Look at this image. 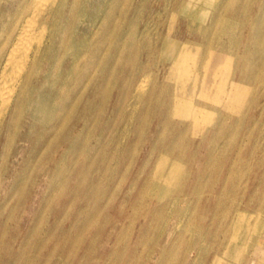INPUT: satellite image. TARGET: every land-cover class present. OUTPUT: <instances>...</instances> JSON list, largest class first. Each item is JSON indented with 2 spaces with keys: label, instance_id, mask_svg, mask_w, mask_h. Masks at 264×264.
Returning a JSON list of instances; mask_svg holds the SVG:
<instances>
[{
  "label": "rangeland",
  "instance_id": "1",
  "mask_svg": "<svg viewBox=\"0 0 264 264\" xmlns=\"http://www.w3.org/2000/svg\"><path fill=\"white\" fill-rule=\"evenodd\" d=\"M36 3L0 0V73ZM263 17L264 0H69L45 16L52 51L0 124V264H264Z\"/></svg>",
  "mask_w": 264,
  "mask_h": 264
},
{
  "label": "bare ground",
  "instance_id": "2",
  "mask_svg": "<svg viewBox=\"0 0 264 264\" xmlns=\"http://www.w3.org/2000/svg\"><path fill=\"white\" fill-rule=\"evenodd\" d=\"M69 0H37L38 3L35 11L27 17L26 21L24 22V28L23 31L18 35L16 41L14 42L13 46L10 49V52L7 56V59L3 65V68L0 73V124L2 123L3 119L10 118V120H13L16 118L17 113L19 112V105L22 104L23 96L25 91L21 90V86L24 83V80L26 77L30 78L31 75L34 74L38 62V56L41 54V51L43 48L46 50V52L52 51V44H53V35H50V24L49 19L45 18L48 15H56L58 16L62 10L66 7V4ZM121 2V0H120ZM156 2V0H155ZM175 2V1H174ZM226 2V1H225ZM31 3V2H30ZM29 3V4H30ZM27 4V3H26ZM229 4V2H228ZM227 4V5H228ZM32 5V3H31ZM226 5V6H227ZM24 6V5H23ZM29 6V5H28ZM34 6V5H33ZM145 6V5H144ZM213 6V5H212ZM187 7V6H186ZM221 7V5H220ZM245 7V6H244ZM26 8V7H25ZM30 8V6H29ZM27 8V9H29ZM146 8V7H145ZM243 9V8H242ZM23 10V9H22ZM32 10V8L30 9ZM175 10V9H174ZM27 11V10H26ZM225 11V10H224ZM21 12V11H20ZM28 12V11H27ZM199 12V11H198ZM221 12V11H220ZM245 12V11H244ZM22 13V12H21ZM77 13V12H76ZM29 14V13H28ZM27 14V15H28ZM219 14V13H218ZM223 14V13H222ZM242 14V13H240ZM26 15V16H27ZM159 15V14H158ZM243 15V14H242ZM220 17V15H218ZM19 17V16H18ZM85 17V16H84ZM191 17V16H190ZM235 17V16H234ZM237 17V16H236ZM24 18V17H23ZM264 18V17H263ZM193 19V18H192ZM220 19V18H219ZM243 19V18H242ZM264 20V19H263ZM15 21V20H14ZM217 21V20H216ZM229 21V20H228ZM223 22V21H222ZM226 22V21H225ZM232 23V22H231ZM73 24V23H72ZM216 24V23H215ZM241 24V23H240ZM21 25V24H20ZM224 25V22H223ZM39 27V33L37 36H31L30 32L34 28ZM262 26V23H261ZM54 27V26H53ZM73 27V26H72ZM229 27V26H228ZM12 28V27H11ZM226 28V27H225ZM54 29V28H53ZM52 29V30H53ZM238 29V28H237ZM264 29V28H263ZM262 29V30H263ZM12 30V29H11ZM214 30V29H213ZM184 31V30H183ZM235 31V30H234ZM52 32V31H51ZM54 32V31H53ZM32 33V34H33ZM236 33V32H235ZM262 33V32H261ZM260 33V34H261ZM97 33L95 32V35ZM234 34V33H233ZM263 34V33H262ZM70 35V34H69ZM91 35V34H90ZM94 35V36H95ZM9 36V35H8ZM236 36V35H235ZM238 36V35H237ZM263 36V35H262ZM233 37V36H232ZM69 38V37H68ZM84 38V37H83ZM240 39V38H239ZM6 41V40H5ZM235 41V38H234ZM76 43V42H75ZM92 43V42H91ZM236 43V41H235ZM94 45V44H93ZM208 45V44H207ZM206 45V46H207ZM210 45V44H209ZM258 45V44H257ZM11 46V45H10ZM234 46V44H233ZM263 46V45H262ZM88 47V46H87ZM261 47V46H260ZM264 47V46H263ZM90 48V47H89ZM86 49V48H84ZM122 50V49H121ZM87 51V50H86ZM108 51V50H106ZM121 52V51H120ZM8 53V52H7ZM83 53V52H82ZM81 53V54H82ZM84 55V54H83ZM81 56V55H80ZM86 56V55H85ZM118 56V55H117ZM189 56V50H187L186 45L181 50V53L178 56V61L174 65V69L177 68L178 65H180L185 58ZM61 57V56H60ZM128 57V56H127ZM81 58V57H80ZM83 58V57H82ZM117 58V57H116ZM119 58V57H118ZM102 59V58H101ZM226 59H229L228 64V70L232 67L233 62V56L228 55L227 53H221L217 59V66L222 69V61H225ZM116 60V59H115ZM118 60V59H117ZM76 63V62H75ZM77 65V64H76ZM83 65V64H82ZM114 65V64H113ZM173 65V64H172ZM73 68V67H72ZM73 70V69H72ZM79 72V71H78ZM77 72V73H78ZM174 72V71H173ZM73 73V72H72ZM38 75V74H37ZM73 75V74H72ZM196 76V75H195ZM90 77V76H89ZM76 78V77H75ZM92 78V77H91ZM71 79V78H70ZM109 80V79H108ZM144 80V79H143ZM75 82V81H74ZM107 82V81H106ZM138 83V82H137ZM144 83V82H143ZM109 84V83H108ZM146 84V83H145ZM60 85V84H59ZM70 85V84H69ZM72 85V84H71ZM148 84H146L147 86ZM176 85V84H175ZM241 83H231V91L235 88H239ZM59 87V86H58ZM143 87V85H142ZM69 88V87H68ZM105 88V87H104ZM141 88V85H140ZM81 89V88H80ZM85 89V88H84ZM20 91V93H18ZM146 90V89H145ZM193 90V89H192ZM60 91V90H59ZM62 91V90H61ZM110 91V90H108ZM69 92V91H68ZM132 92V91H131ZM138 92V91H137ZM146 92V91H145ZM107 93V92H106ZM126 94V91H125ZM27 95V94H26ZM81 95V94H80ZM79 95V96H80ZM193 96V95H192ZM230 96V95H229ZM74 97V96H73ZM81 97V96H80ZM66 98V97H65ZM80 99V98H79ZM140 99V98H139ZM56 100V99H54ZM69 100V99H68ZM78 100V99H77ZM25 101V100H24ZM57 102V101H56ZM77 102V101H76ZM24 104V103H23ZM177 106V113H180L184 115L187 118H198L194 115L196 112L193 108V103L191 101L185 102L182 100H177L176 102ZM172 109V108H171ZM194 109V110H193ZM206 110V109H205ZM172 111V110H171ZM22 112V111H20ZM73 112V110H72ZM199 112V111H198ZM67 113V112H66ZM71 113V112H70ZM135 113V112H134ZM72 114V113H71ZM125 114V113H124ZM199 114V113H198ZM65 115V114H64ZM134 115V114H133ZM205 115V113H204ZM70 116V115H69ZM64 117V116H63ZM204 118H207V116H202ZM16 123V122H15ZM15 126V124H14ZM13 126V127H14ZM202 140V139H201ZM48 145V144H47ZM48 147V146H46ZM38 160V159H37ZM185 184V183H184ZM181 186V185H180ZM178 190V189H177ZM180 190V189H179ZM202 196V195H201ZM195 197V196H194ZM180 199V198H179ZM188 200V199H187ZM185 201V200H184ZM220 203V201H219ZM261 204V203H260ZM240 205V204H239ZM233 206V205H232ZM249 206V205H248ZM247 207V206H246ZM197 208V207H196ZM232 208V207H231ZM258 208V207H257ZM178 209V208H177ZM256 209V208H255ZM171 211V210H170ZM176 211V210H174ZM198 211V210H197ZM237 211V210H236ZM239 211V210H238ZM257 211V210H256ZM247 212V211H246ZM246 212H236L237 214V224H239L241 221L244 222L248 218V214ZM170 213V212H168ZM172 213V212H171ZM179 213V212H177ZM187 213V212H186ZM233 213V212H232ZM175 214V213H174ZM196 214V213H195ZM198 214V213H197ZM187 215V214H185ZM191 215V214H190ZM195 216V215H194ZM176 217V216H175ZM253 218V217H252ZM167 219V218H166ZM218 219V217H217ZM260 219V218H259ZM197 220V219H196ZM214 220V219H213ZM189 221V220H188ZM219 221V220H218ZM234 222V221H233ZM188 223V222H187ZM186 223V224H187ZM258 223V222H257ZM235 224V223H234ZM243 224V223H241ZM252 224V223H251ZM186 226V225H185ZM220 226V225H219ZM242 226V225H241ZM176 227V226H175ZM248 227V226H247ZM179 228V227H178ZM166 229V228H165ZM184 229V228H183ZM191 229V228H190ZM252 229V227H251ZM258 229V228H257ZM175 230V229H174ZM176 231V230H175ZM204 231V230H203ZM251 231V230H250ZM216 233V232H215ZM264 233V232H263ZM192 234V233H191ZM200 234V233H199ZM250 235V234H249ZM255 235V234H254ZM264 235V234H262ZM247 236V235H246ZM212 237V236H211ZM245 237V236H244ZM205 238V237H204ZM235 238V237H234ZM238 239V238H237ZM201 240V239H200ZM229 240V239H228ZM234 240V239H232ZM231 240V241H232ZM237 241V240H236ZM242 241V240H241ZM202 241H200L201 243ZM228 242V241H226ZM247 242V239H246ZM252 243V241H251ZM237 244V243H236ZM240 244V243H238ZM246 244V243H245ZM249 245V244H248ZM220 246V245H219ZM239 246V245H238ZM210 246L208 245V248ZM244 249V248H243ZM202 250V249H201ZM225 250V249H224ZM209 251V250H208ZM244 251V250H243ZM209 253V252H207ZM230 253V252H229ZM242 253V251H241ZM222 254V253H221ZM238 254V253H237ZM226 255V254H225ZM241 255V254H240ZM199 257V255H198ZM231 257V256H230ZM207 258V257H206ZM242 258V257H241ZM236 259V258H234ZM240 259V257H239ZM198 260V259H197ZM213 261V260H212ZM225 261V260H224ZM254 262V261H253ZM247 263V262H245ZM196 264V263H195ZM223 264V263H220Z\"/></svg>",
  "mask_w": 264,
  "mask_h": 264
}]
</instances>
